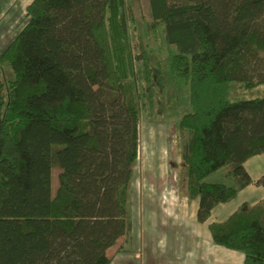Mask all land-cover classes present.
<instances>
[{"label": "trees", "instance_id": "trees-1", "mask_svg": "<svg viewBox=\"0 0 264 264\" xmlns=\"http://www.w3.org/2000/svg\"><path fill=\"white\" fill-rule=\"evenodd\" d=\"M149 5L171 81L189 89L182 159L204 224L253 184L244 165L264 154V97L228 100L233 82L264 87V0ZM26 16L0 55L13 74L0 82V264H111L108 251L131 227L130 184L155 73L136 52L129 0H34ZM224 170L233 184L207 182ZM257 185L264 191V176ZM208 229L215 246L264 264V202L244 203Z\"/></svg>", "mask_w": 264, "mask_h": 264}, {"label": "rangeland", "instance_id": "rangeland-1", "mask_svg": "<svg viewBox=\"0 0 264 264\" xmlns=\"http://www.w3.org/2000/svg\"><path fill=\"white\" fill-rule=\"evenodd\" d=\"M129 3L137 26L136 52L149 57L150 69L155 73L152 85L147 84L155 101L152 107L142 110L139 154L133 168L128 205L131 227L108 251L111 264H178L179 260L184 262L191 255L196 257L197 264H207L208 252L218 258L215 264H224L226 259L236 261L235 257L226 258L218 253L209 238H205L206 230L196 224V203L188 198L182 159L184 145L190 136L179 126L181 118L190 111L189 89L183 82L171 81L163 27L151 29L149 0H129ZM26 23L24 11L12 22L0 24V55ZM10 79H13L10 68L0 65V82L6 85ZM6 89H3L5 97ZM262 97L263 86L244 90L237 82L230 84L228 100L231 103ZM251 161L260 166L251 167L253 174L262 175L264 158ZM227 171L214 174L207 182L230 185ZM58 174L57 170L53 172L54 191ZM242 200L240 196L230 207L238 206ZM195 237L199 238L197 244Z\"/></svg>", "mask_w": 264, "mask_h": 264}, {"label": "crops", "instance_id": "crops-1", "mask_svg": "<svg viewBox=\"0 0 264 264\" xmlns=\"http://www.w3.org/2000/svg\"><path fill=\"white\" fill-rule=\"evenodd\" d=\"M34 0H0V24L6 23V22H12L13 19L17 16H22L24 14V11H26L27 7L33 2ZM5 26V25H4ZM2 26V27H4ZM253 158H258V160H263L264 158V154L260 155V156H256ZM253 158H250L249 160H247V162L245 163L244 167L245 170L247 171V173L250 175V177L252 178L253 184L248 186L247 188L241 190L237 197L233 200H238V198L240 196H242L243 200L242 203L237 206L234 207H230L232 202L227 203V204H220L217 207H215V209L213 210L211 217L209 218V220L204 223V224H200L197 219H196V224L198 226H201L202 228H204L206 230L205 232V238H209L210 242L212 243V239H211V235L208 229V226L212 223H222L225 222L242 204L244 203H248L252 206L260 204L262 202H264V191L263 188L257 185V182L261 179L262 176H264V172L263 174H256L254 175L251 167H255V165L259 166V163H252ZM262 158V159H261ZM260 167V166H259ZM228 183L233 184V181L230 180ZM196 203V212H195V218H196V214H197V209H198V201H194ZM195 243L197 244L199 242V238L195 237L194 238ZM213 244V243H212ZM213 247L216 248L218 251V253H220L221 255L223 254L226 258H233L235 257L236 261H232V260H224V264H244L243 263V255L234 251H230V250H226L224 248L215 246L213 244ZM222 255V256H223ZM208 262L207 264H212V263H216V261L218 260V258L214 255L211 254L210 252H208ZM196 257H192V255L186 259L184 262L182 260L178 261V264H197L196 263ZM223 261V259H222Z\"/></svg>", "mask_w": 264, "mask_h": 264}]
</instances>
